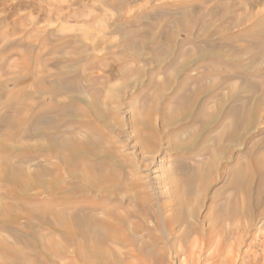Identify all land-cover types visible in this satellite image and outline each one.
<instances>
[{
	"label": "rangeland",
	"instance_id": "374dc122",
	"mask_svg": "<svg viewBox=\"0 0 264 264\" xmlns=\"http://www.w3.org/2000/svg\"><path fill=\"white\" fill-rule=\"evenodd\" d=\"M186 11L191 12L192 16H185ZM152 13L153 18L149 15ZM182 16L188 31L178 30L173 23L176 17ZM133 17H136L135 24L125 23L126 19ZM150 22H154V26L146 29ZM259 23L264 27V0H0V82H5L10 91L18 88L15 82L24 83L17 102L25 99H31L32 102L40 98V94L34 92L35 85L28 83L34 74L37 78L45 76L42 84L47 87L53 84L57 73L62 70L79 86L61 97L74 94L89 99L91 90L84 86L89 88L88 85H91L92 88H99V98L105 101L107 95L124 88L123 97L110 105L113 112L117 113L116 119L108 118L110 126L102 125L93 117L90 122L99 126L103 134L98 136L110 144L113 154L122 160L126 187L106 196L72 194L64 198H78L82 203L87 199L86 204L93 201L96 217L114 224L115 236H111L113 231H108L110 237L104 238L103 246L110 248L112 254L105 253V257L114 256L108 257L107 264H250L255 256L259 259L257 264H264V192L258 203L255 197L250 199L249 206L237 223L221 217V208L228 196L240 200V194L229 186V170L235 163L232 157L237 154L243 159L251 143L264 138V115L260 123L249 131L244 144L233 143L236 149L233 156L229 158L223 152L218 153L216 166L206 176V191L202 194L201 202L198 206L189 205L187 211L179 209L171 194L172 188H179V184L173 181L178 177L181 162L177 159L179 154L167 148L166 135L170 129L165 128L158 151H152L141 146L134 124V112L146 100L145 94L137 95L138 86L143 87L148 76L154 72L162 76L161 71L165 69L163 65H169L173 58L163 53L167 44L163 36L166 31L176 37V43L183 51L202 46L207 51L222 50L227 60L237 56L242 60L249 55L256 56V51L261 50L257 44L264 43V32L260 30L254 37L241 36L239 33L248 28L258 29ZM155 38L158 46L152 43ZM97 42H100L99 46ZM126 43L129 47L127 50L123 48ZM262 46L261 55L255 61L261 66L258 70L264 67V44ZM135 51H138L139 58L132 59L136 56ZM181 59L178 56V60ZM112 60L118 61L114 63V69L124 62L140 67L143 71L142 80L132 73L126 84L118 77L107 84H100L98 79L100 75H105V63ZM25 70L29 72L22 74ZM242 70L245 74L252 73L245 67ZM168 88L163 91V97L171 92L172 87ZM153 89L146 88L147 94ZM217 89L220 90L221 86ZM158 104L160 108L153 117L159 127L161 113L167 112L169 104L167 98ZM176 125L172 127L176 128ZM77 133L80 138L86 136L82 130ZM216 134L217 131H211L199 144L212 147ZM187 135L188 132L182 131L179 137L184 139ZM174 138L177 139V136ZM29 142L32 144L35 141ZM164 156L168 157L165 161ZM206 159L205 156H196L188 161L196 164ZM41 164L46 162H29L27 169L32 171ZM162 164L163 168L159 171L158 167ZM133 175L137 177L135 188L129 182ZM142 193L149 195L150 211H146L139 201ZM1 197L4 198L2 193L0 202L3 201ZM126 213H132L133 216L128 217L127 214L126 223L116 226L117 223H113V220L116 222V216L123 217ZM139 219L145 226L143 230L136 231ZM33 229L42 232L45 245L53 244L52 247L62 250L60 257L48 260L47 264L93 263L92 258L85 261L76 255L77 244L84 243L81 236L69 242L51 224L36 225ZM50 237L53 241L51 245L48 243ZM120 237H123L122 240ZM152 255L154 259H149ZM105 259L104 264L107 261Z\"/></svg>",
	"mask_w": 264,
	"mask_h": 264
},
{
	"label": "bare ground",
	"instance_id": "6f19581e",
	"mask_svg": "<svg viewBox=\"0 0 264 264\" xmlns=\"http://www.w3.org/2000/svg\"><path fill=\"white\" fill-rule=\"evenodd\" d=\"M149 15L154 16L153 13ZM184 15H191V12L186 11ZM135 20L136 17L126 19L125 23L135 24ZM173 23L178 30L188 31L183 24V16L176 17ZM154 24L147 23L146 29ZM261 25L259 23L258 29L248 28L239 34L254 37L260 30L264 32ZM203 31L202 38L205 37ZM163 36L167 41L163 53L173 58L169 65H163L162 76L154 72L148 76L143 87L138 86L137 95L145 94L146 100L135 110L134 124L141 146L152 151H158L165 128L170 129L166 135L167 148L177 152V159L181 162L178 177L173 181L179 184V188H172L171 194L179 209L187 211L189 205L198 206L201 202L202 194L206 191V176L216 166L218 153L223 152L229 158L233 156L236 151L233 143L244 144L249 131L260 123L264 115V67L258 70L261 66L255 63L264 43L257 44L261 50L256 51V56L249 55L242 60L237 56L227 60L220 49L207 51L199 46L183 51L172 33L166 31ZM157 42L156 38L152 40L155 45ZM99 45L100 42H97ZM124 45L123 48L127 50L128 43ZM135 55L132 59L139 58L138 51H135ZM178 56L182 59L178 60ZM152 57L157 59L156 55ZM117 62L112 60L105 63V75H100L98 79L100 84H107L117 77L126 84L132 73L139 79L143 76L142 69L129 62L118 64L114 69ZM243 67L252 73L245 74ZM28 72L25 70L22 74ZM71 79L62 70L57 73L53 84L45 87L42 84L45 76L37 78L34 74L28 83L35 85L34 92L39 93L40 98L32 102L31 99L17 102L23 82H15L18 88L13 91L7 89L5 82H0V193L4 195L0 202V264H47L48 260L60 257L62 250L52 247V237L50 242L47 241L51 246H47L42 232L33 229L36 225L45 224H51L69 242L81 236L84 243L77 244L76 255L85 261L94 259L93 263L89 261L86 264H104L105 258L107 264L108 259L114 257H105V253L110 254L111 250L103 246L105 236L110 237L116 232L114 224L96 217L93 201L86 204L87 199L82 203L78 198H64L72 194L106 196L126 187L122 160L113 154L110 144L98 136L102 133L99 126L90 122L93 117L102 125L110 126L108 118H117L110 105L123 97L124 88L107 95L105 101L99 98V88H92L91 85H88L90 89L84 86L91 90L89 99L74 94L61 97L79 86ZM218 86L222 90L217 89ZM151 87H154L153 91L147 94L146 88L149 90ZM168 87H172L171 92L163 97V91ZM164 98L168 100L169 109L161 113L158 127L153 116L160 108L158 103ZM78 130L86 133L84 139L78 136ZM213 130L217 131L213 146L200 145L204 136ZM182 131L188 132L184 139L179 137ZM26 140L35 142L30 144ZM196 156L207 159L196 164L188 161ZM124 158L126 162L127 157ZM167 158L164 156L163 160ZM232 158L235 163L229 170V186L240 194V200L228 196L221 208V217L237 223L249 206L250 199L255 197L258 203L264 192V138L255 139L246 149L243 159L237 154ZM35 160H44L46 164L29 171L27 163ZM163 165L158 167L159 171ZM135 175L129 180L132 188L137 187ZM140 200L145 210L150 211L149 195L142 193ZM127 214L128 217L133 216L132 213H126L123 217L117 215L113 223L122 226L126 223ZM137 222L136 231L143 230L144 222L141 219ZM108 231L113 232L107 235ZM111 236H115V233ZM120 238L122 240L123 237ZM88 242L92 246L89 247ZM258 261L255 256L250 264H257Z\"/></svg>",
	"mask_w": 264,
	"mask_h": 264
}]
</instances>
